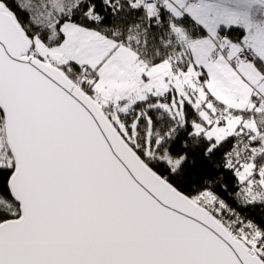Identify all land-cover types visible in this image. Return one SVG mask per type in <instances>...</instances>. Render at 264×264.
I'll use <instances>...</instances> for the list:
<instances>
[{
  "label": "snow or ice",
  "instance_id": "obj_1",
  "mask_svg": "<svg viewBox=\"0 0 264 264\" xmlns=\"http://www.w3.org/2000/svg\"><path fill=\"white\" fill-rule=\"evenodd\" d=\"M0 264H264V0H0Z\"/></svg>",
  "mask_w": 264,
  "mask_h": 264
}]
</instances>
